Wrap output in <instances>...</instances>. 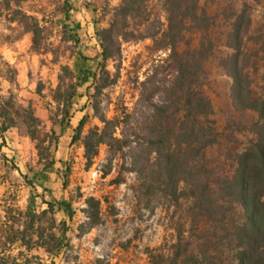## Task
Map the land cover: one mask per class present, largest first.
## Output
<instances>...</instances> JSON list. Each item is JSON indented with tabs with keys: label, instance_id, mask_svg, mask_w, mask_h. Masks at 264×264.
<instances>
[{
	"label": "trees",
	"instance_id": "1",
	"mask_svg": "<svg viewBox=\"0 0 264 264\" xmlns=\"http://www.w3.org/2000/svg\"><path fill=\"white\" fill-rule=\"evenodd\" d=\"M27 1L0 0V17L8 29L4 39L14 41L31 33L33 50L52 53V60L58 63L59 47L53 46L45 31V24L49 23L59 29L61 42L69 44L74 58L72 65L60 66L58 83L50 89V120L64 130L70 124L76 100L83 96L80 88L93 80L90 100L102 126L97 125L83 135L87 121L84 115L74 129L73 142L82 141L89 162L98 155L101 145H106L114 156L128 148L135 155L132 170L140 174L151 171L150 177L143 175L141 188H150L152 195L160 192V196L171 202L181 198L191 200L193 221L199 229L198 245L188 253L187 244L178 241L175 246L183 256L181 263L264 264V93L253 90L247 71L250 57L245 48L251 23L248 2L241 0L242 5L237 7V0H226L227 52L220 57L219 64L231 80L230 96L235 110L252 111L256 115L252 124L254 136L236 152L232 172L219 175L213 185L204 159L206 150L218 142V132L211 119V101L201 89V79L215 42L208 34L212 18L201 0H121L114 6L109 0H83L86 8L97 2L92 7V20L101 51L95 57L85 53L87 46L79 34V23L72 17L79 0H58L52 14L25 8ZM188 32L201 33L202 41L199 46L180 51ZM134 38L152 39L156 51L167 53L165 60L171 63L176 74L164 98L157 101L145 98L149 100L148 105L131 111L124 108L121 113L108 117L102 107V95L116 78L111 77L107 63L120 57L123 40ZM0 72L11 81L17 73L7 62ZM36 92L45 97L41 84ZM19 120L35 142L42 167L35 170L28 165L25 171L14 159L1 155L4 164L16 170L30 187V195L26 208L9 214L4 221L0 264H19L17 257L6 254L15 244L21 246L19 255L34 249L60 254L66 246L67 228L65 221H61L62 226L56 229L57 214L63 212L72 218L74 213L72 200L58 199L46 184L56 163L52 156L57 144L55 130L43 135V121L31 104L21 106L12 90L5 93L0 87V151ZM128 129L140 131L144 137L129 141ZM142 161L143 168L138 169ZM70 171L67 166L66 174ZM87 203L88 218L96 222L100 201L89 197Z\"/></svg>",
	"mask_w": 264,
	"mask_h": 264
},
{
	"label": "rangeland",
	"instance_id": "2",
	"mask_svg": "<svg viewBox=\"0 0 264 264\" xmlns=\"http://www.w3.org/2000/svg\"><path fill=\"white\" fill-rule=\"evenodd\" d=\"M62 1V0H61ZM249 4L251 23L246 46L250 57L247 71L251 85L257 94L264 93V0H246ZM58 0H28L25 8L45 11L52 14ZM226 0H201L212 18L210 38L215 42L212 56L205 62L201 79V89L213 107L211 119L218 132V142L206 150L205 167L214 185L219 175L232 172L234 157L254 136L252 124L256 115L252 111H237L230 96L231 80L219 64L220 57L227 52L225 33L229 22L225 18ZM237 7L241 0L235 2ZM157 11L162 14L159 6ZM163 18V17H162ZM54 47H59V62L52 60V53L33 55L24 52L22 59L15 62L22 70L19 91L13 92L18 104H29L43 121V135L54 129L57 135L56 147L52 156L56 163L49 174L47 186L55 197L71 199L74 213L72 218L60 212L57 226L65 221L67 228L65 247L60 254L51 255L43 249L25 251L19 255L20 244L12 245L6 254L17 257L19 264H182L180 251L175 246L180 240L187 244L188 253L198 245L197 224L193 221L192 202L181 198L171 202L161 194L152 195L150 188H141L143 175L151 176V171L136 173L132 169V150L125 148L114 156L106 145L99 147L98 155L88 161L82 141L73 142L75 128L84 115L87 121L83 135L102 122L95 116L90 95L93 93V80L84 84L83 94L76 100L69 125L60 130L59 125L50 120L52 106L50 89L58 83V73L62 64H73L68 43L59 41L60 31L47 24ZM93 34V30L91 31ZM203 35L188 32L180 44V51L188 46H199ZM96 45L98 42L96 41ZM85 52L90 57L100 55L98 45ZM87 50V49H86ZM29 52V51H28ZM166 52L156 51L150 38L123 40L121 55L109 60L107 68L116 82L102 95V107L108 117L121 113L124 108L130 111L148 105L149 100L157 101L165 97L175 70L166 61ZM5 67V66H4ZM14 81V79H13ZM41 84L45 97L37 94ZM7 93V91L5 92ZM143 97L141 98V96ZM138 118L136 115L133 121ZM139 123V121H138ZM143 127V125L141 126ZM126 139L143 138L142 132L126 130ZM118 136H121L118 130ZM1 155L15 160L19 167L27 170L28 165L40 169L39 155L35 142L27 134L24 123L19 120L16 128L9 131L7 142L0 151V234L5 233L4 221L11 213L24 210L28 204L30 187L18 172L4 164ZM140 162L138 169H142ZM70 173L66 174V167ZM66 174V175H65ZM94 197L100 201L99 220L89 219L87 199ZM94 220V221H93ZM44 221H48L45 219ZM94 223V224H93Z\"/></svg>",
	"mask_w": 264,
	"mask_h": 264
},
{
	"label": "crops",
	"instance_id": "3",
	"mask_svg": "<svg viewBox=\"0 0 264 264\" xmlns=\"http://www.w3.org/2000/svg\"><path fill=\"white\" fill-rule=\"evenodd\" d=\"M121 0H109L111 5H118ZM97 2L94 1L93 5L89 8H86L84 6V1L79 0L77 3V10L73 11V19L75 20V23H79V34L81 36L82 42L87 46V50L85 52H88L96 45V37L94 34V28L95 25L92 20L93 12L92 7L96 6ZM45 31L47 32L49 36L50 28L47 27ZM59 29H55V31H58ZM93 30V34L91 31ZM8 32V29L5 27L4 20L0 17V71L1 67H3V63L7 62L9 63L13 68L16 69L17 73L15 74L14 81L8 80L3 73L0 72V87L3 89V92L8 91L9 89L13 92H18L21 88L22 84L20 83L18 85V82H20L22 78V70L19 69V64H14L17 61H20L22 59L24 52L30 53L33 55H42L41 53H37L33 50V43H32V35L31 33L24 34L21 38L16 39L14 41H7L4 39V34ZM52 37H49V40L51 41ZM59 41H61V38H59ZM54 44V43H53ZM99 45V44H98ZM98 45H96L98 47ZM29 51V52H28ZM15 93V94H16Z\"/></svg>",
	"mask_w": 264,
	"mask_h": 264
}]
</instances>
